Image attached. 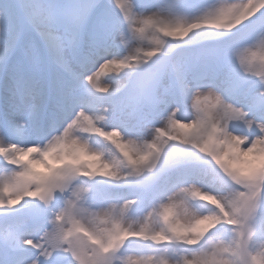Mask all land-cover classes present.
I'll return each mask as SVG.
<instances>
[{"label":"snow or ice","instance_id":"snow-or-ice-1","mask_svg":"<svg viewBox=\"0 0 264 264\" xmlns=\"http://www.w3.org/2000/svg\"><path fill=\"white\" fill-rule=\"evenodd\" d=\"M0 264H264V0H0Z\"/></svg>","mask_w":264,"mask_h":264},{"label":"rangeland","instance_id":"rangeland-1","mask_svg":"<svg viewBox=\"0 0 264 264\" xmlns=\"http://www.w3.org/2000/svg\"><path fill=\"white\" fill-rule=\"evenodd\" d=\"M37 169H38V170H40V171H44V169H43V167H42V166H40V167H37Z\"/></svg>","mask_w":264,"mask_h":264},{"label":"bare ground","instance_id":"bare-ground-1","mask_svg":"<svg viewBox=\"0 0 264 264\" xmlns=\"http://www.w3.org/2000/svg\"><path fill=\"white\" fill-rule=\"evenodd\" d=\"M36 167H40L39 165H37Z\"/></svg>","mask_w":264,"mask_h":264}]
</instances>
